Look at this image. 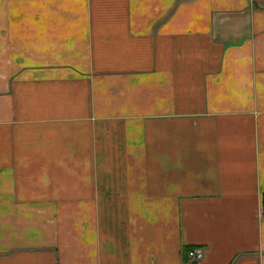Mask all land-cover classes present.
Segmentation results:
<instances>
[{
    "label": "crops",
    "instance_id": "crops-1",
    "mask_svg": "<svg viewBox=\"0 0 264 264\" xmlns=\"http://www.w3.org/2000/svg\"><path fill=\"white\" fill-rule=\"evenodd\" d=\"M0 264H264V0H0Z\"/></svg>",
    "mask_w": 264,
    "mask_h": 264
},
{
    "label": "built area",
    "instance_id": "built-area-1",
    "mask_svg": "<svg viewBox=\"0 0 264 264\" xmlns=\"http://www.w3.org/2000/svg\"><path fill=\"white\" fill-rule=\"evenodd\" d=\"M187 256L189 259H191L193 262H197L199 259H201L204 256V252L201 249H188Z\"/></svg>",
    "mask_w": 264,
    "mask_h": 264
}]
</instances>
